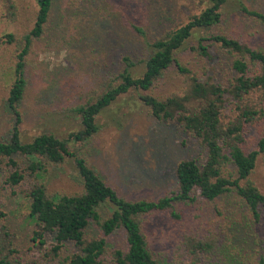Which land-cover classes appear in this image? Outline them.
I'll use <instances>...</instances> for the list:
<instances>
[{
  "label": "trees",
  "instance_id": "16d2710c",
  "mask_svg": "<svg viewBox=\"0 0 264 264\" xmlns=\"http://www.w3.org/2000/svg\"><path fill=\"white\" fill-rule=\"evenodd\" d=\"M27 1H32L35 9L30 27L21 35L22 46L15 53L13 80L6 97L14 123L8 138L0 140V169L4 170L0 189L21 195L34 226L32 244L18 250L12 246L5 213L0 209V264H162L149 247L143 218L166 211L176 216L175 204L191 203L196 197L210 203L232 196L249 220H264V192L251 178L258 156H264V45L223 30L221 15L226 0H208L184 22L154 37L146 36L140 19L127 21L129 30L142 39L145 57L134 62L123 56L122 67L102 89L71 109L80 127L66 138L44 131L23 142L17 127V108L25 87L23 65L33 40L45 30L54 0H2L4 16L17 21ZM236 4L239 11L264 26V12L247 8L241 0ZM4 36L7 42L12 41L10 33ZM188 40L193 43L187 46ZM188 53L197 59L189 61ZM221 55L225 58L219 60L221 77L207 75L214 59ZM135 67L139 68L136 72ZM170 68L181 76V95L158 91L159 80ZM126 93L134 94L152 119L176 124L204 149L201 163L193 158L177 161L175 188L156 198L122 196L100 177L81 151L83 141L98 130L97 115ZM251 131L254 139L248 136ZM15 156L26 163L20 166ZM65 162L73 167L75 189L48 191L37 181L50 167ZM119 232L122 244L107 253V240ZM214 242L212 235L197 231L184 233L177 241L187 248L191 264H225ZM241 264H264V247L254 250Z\"/></svg>",
  "mask_w": 264,
  "mask_h": 264
},
{
  "label": "rangeland",
  "instance_id": "374dc122",
  "mask_svg": "<svg viewBox=\"0 0 264 264\" xmlns=\"http://www.w3.org/2000/svg\"><path fill=\"white\" fill-rule=\"evenodd\" d=\"M1 1L0 140H5L14 123L6 97L13 80L15 53L22 46L21 35L30 27L35 6L32 1L25 2L18 20L12 21L4 16ZM236 1L226 0L222 7L223 30L264 45V26L239 11ZM241 2L249 9L264 12V0ZM207 4L208 0H54L45 30L33 40L23 65L25 87L17 108L20 139L26 142L44 131L66 138L80 127L78 116L71 109L102 89L122 67L123 56L134 62L145 57L147 49L126 26L127 21L140 19L146 36L154 37L163 29L184 22L189 14ZM5 33L12 35V41L5 40ZM192 43L188 40L187 46ZM187 56L189 61L197 59L191 53ZM224 59L223 55L215 58L207 75L221 77L219 60ZM138 69L135 67L134 72ZM183 88L181 76L173 68L158 83L161 94L181 95ZM96 121L98 130L83 141L81 151L100 177L126 198H156L168 193L175 188L173 169L177 161L193 158L201 163L204 159V149L194 138L176 124L152 119L132 93L114 100L97 115ZM248 136L255 138L253 131ZM14 159L20 166L26 163L21 156ZM3 172L0 169V182ZM251 178L264 192L263 155L258 156ZM37 181L48 191L76 188L70 162L50 167ZM0 209L5 213L12 246L18 250L30 246L34 222L28 217L21 195L0 189ZM174 211L176 216L166 211L143 218L149 247L162 264H191L187 248L177 243L189 231L212 235L225 264H241L254 250L264 247V220H249L241 203L232 196L210 203L196 197L194 202L175 204ZM46 241L50 237L46 236ZM119 244L121 232L107 240L106 252Z\"/></svg>",
  "mask_w": 264,
  "mask_h": 264
}]
</instances>
